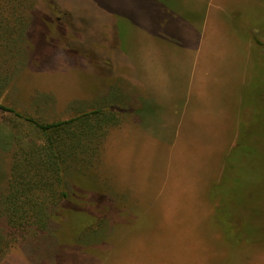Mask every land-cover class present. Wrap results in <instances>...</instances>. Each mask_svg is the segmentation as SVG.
<instances>
[{"label":"rangeland","instance_id":"obj_1","mask_svg":"<svg viewBox=\"0 0 264 264\" xmlns=\"http://www.w3.org/2000/svg\"><path fill=\"white\" fill-rule=\"evenodd\" d=\"M138 2L8 0L0 13V103L47 122L76 115L96 77L110 71L99 60L118 51L119 12ZM239 2L247 31L228 26L229 61L213 62L218 80L186 108L193 126L203 118L208 129L198 135L210 143L203 152L183 138L174 158L163 160L162 148L137 141L130 127L106 128L81 178L112 197L114 226L102 213L71 218L70 253L40 261L38 237L19 232L0 264H264V0ZM255 26L258 33L248 31ZM27 129L0 110V187Z\"/></svg>","mask_w":264,"mask_h":264},{"label":"crops","instance_id":"obj_2","mask_svg":"<svg viewBox=\"0 0 264 264\" xmlns=\"http://www.w3.org/2000/svg\"><path fill=\"white\" fill-rule=\"evenodd\" d=\"M239 1L140 0L137 10L119 12V24L113 28L118 51L99 60L110 71L96 77L91 101L80 100L77 114L101 110L102 119L109 121L105 128L130 127L137 141L162 148L163 160L174 158L183 138H194L189 143L203 152L199 147L207 142L198 135L208 129L199 117L193 126L194 114L186 108H193L190 102L198 91L205 95V83L218 80L211 72L213 62L229 61L228 31L238 26L247 31Z\"/></svg>","mask_w":264,"mask_h":264},{"label":"trees","instance_id":"obj_3","mask_svg":"<svg viewBox=\"0 0 264 264\" xmlns=\"http://www.w3.org/2000/svg\"><path fill=\"white\" fill-rule=\"evenodd\" d=\"M7 1L0 0V13L6 10ZM0 110L23 121L30 134L28 140L19 141L11 175L0 187V262L16 245L19 232L32 231L38 237L34 243L40 261L45 254L70 253L75 230L72 219L79 215L94 218L102 213L100 219L114 226L109 218L115 216L112 197L102 187H86L81 178L84 167L98 156L109 122L102 119L101 110L50 122L1 103Z\"/></svg>","mask_w":264,"mask_h":264}]
</instances>
